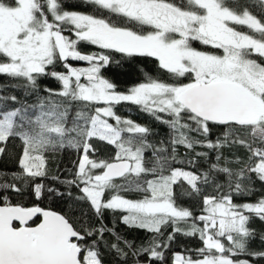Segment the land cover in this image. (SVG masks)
Segmentation results:
<instances>
[{
  "label": "snow or ice",
  "instance_id": "snow-or-ice-1",
  "mask_svg": "<svg viewBox=\"0 0 264 264\" xmlns=\"http://www.w3.org/2000/svg\"><path fill=\"white\" fill-rule=\"evenodd\" d=\"M138 58L154 60L153 71ZM107 72L141 79L121 89ZM0 76L18 82L0 83V155L10 139L21 142L19 170L0 172V264H109L106 254L116 264H168L178 234L203 246L196 258L172 253V264L264 261V231L252 226L264 223V196L234 202L264 185V0H0ZM125 102L164 125L167 140L153 142L152 127L117 114ZM94 139L115 155L93 158ZM233 146L247 157L224 159ZM179 147L193 157L178 161ZM198 147L215 153L207 168L199 162L209 151ZM61 150L79 157L71 178L51 177L63 190L46 184V153ZM65 197L87 202L92 216L41 206ZM106 212L150 236L125 238ZM257 238L261 249L251 247Z\"/></svg>",
  "mask_w": 264,
  "mask_h": 264
},
{
  "label": "trees",
  "instance_id": "trees-1",
  "mask_svg": "<svg viewBox=\"0 0 264 264\" xmlns=\"http://www.w3.org/2000/svg\"><path fill=\"white\" fill-rule=\"evenodd\" d=\"M69 4H78L79 0H68ZM67 6V5H66ZM75 10L79 11H88L86 8H76ZM254 14H256V9H251ZM81 47L85 51H97L98 49L95 46H85L81 45ZM117 59H119V56H117ZM73 65H77L78 62H73ZM138 64L143 65V67L148 71L152 72L155 68V61L152 59H145V58H138L137 60ZM106 75L116 80V82L119 84L121 89L126 88L129 83H135L140 81L141 76L139 74L133 75L131 78L126 76H115L112 72H107ZM0 83L3 84H11V83H18L17 81H10L9 78L0 76ZM41 84H47L49 87L56 89L60 87L58 82L54 80L44 79L41 81ZM4 94H14L18 97L23 98L24 92L22 88H11L8 87L5 89ZM29 102H32L34 100V97L29 96L27 97ZM116 112L122 117L130 118L133 121L140 123L142 125H149L152 127L156 132L159 133V135L152 137L151 139L153 142H157L160 139L167 140L168 138V129L157 122H155L150 116L144 114L143 112L139 111L138 107L135 105H131L130 103H122L120 105L116 106ZM75 118V106L73 107L72 111L69 115V122H71ZM222 132V129H215L214 130V136L218 135ZM193 136H195V133H192ZM92 143L94 144V147L97 149V152L94 154L93 158L95 159H108L115 155V146L109 145L106 142H101L98 140H93ZM196 151L203 152V151H209L205 148H197ZM223 154V158L226 160H234L236 157L246 158L248 153L243 147L240 146H233L231 148H224L221 150ZM21 152V142L19 139H10L7 142V145L5 147V153L0 155V172H7L11 173L13 171H18V164H17V158L19 157ZM48 158L47 168L49 173V179L46 181V184H50L54 187H60L61 190H63V186L57 183L56 181L52 180L51 177L54 176H60L61 179L64 178H71V173L75 171V162L77 161L78 154L73 150H61L57 152L52 153H46ZM91 155V154H90ZM194 153L192 152H186L185 148L179 147L177 149V160L183 161L185 159H191L193 157ZM146 159H150V157L146 154ZM215 162V153L209 151V158L207 160H201L199 163L203 164L205 168H207L210 163ZM223 161H221L222 163ZM175 166H182L180 164H177ZM233 168H238L239 165L233 163L230 165ZM223 179V177H221ZM121 181L118 179L117 183H120ZM255 191L250 196H243V197H234L235 203H243V202H254L261 196H264V185H262L260 182H256L255 185ZM27 191V189H26ZM73 196L79 195L78 189L72 188L71 189ZM178 191V189H177ZM209 192L211 193V189H209ZM123 195H126L128 198L136 199L139 198L140 194L138 193H122ZM107 195V194H106ZM13 200L16 199V197H12ZM25 203L32 204L34 203L33 199L30 196H25L22 198ZM178 204L183 205L184 207H191L192 201H190L187 198H181L177 201ZM47 205L48 207L53 208L56 211H71L75 216L79 217L81 214V211L88 213V217H85V219H88L92 216V211L87 202H77L73 203L71 198L65 197L63 200H52V201H44V203L41 206ZM193 211L196 214H200L201 208L199 205V202L197 201L196 208L193 209ZM120 213L117 212L115 214L111 212H106L104 215V223L108 225L109 228L113 226V223H115V227L117 232H119L122 236L129 240H135L137 244L145 241L150 234L136 229H129L125 225H123L120 222ZM94 220V218H93ZM94 222L98 223V221ZM184 227V225H181ZM255 227L258 231H264V223H261L260 221H255V223L252 225ZM172 229L169 228L167 231L170 232ZM106 240L108 243L113 242V238L106 234ZM202 242L198 238V236H183L178 234L176 237V241L173 244L172 248L169 249V251L166 253L168 257V264H172V253L174 252H180L184 255H190L193 258H196V249L202 247ZM252 248L255 249H261L262 244L259 238H257L255 241L251 244ZM106 260L109 262V264H116L114 261V257L111 254H106ZM261 264H264V261L261 262Z\"/></svg>",
  "mask_w": 264,
  "mask_h": 264
},
{
  "label": "rangeland",
  "instance_id": "rangeland-1",
  "mask_svg": "<svg viewBox=\"0 0 264 264\" xmlns=\"http://www.w3.org/2000/svg\"><path fill=\"white\" fill-rule=\"evenodd\" d=\"M75 66H86V64L84 62H78V64Z\"/></svg>",
  "mask_w": 264,
  "mask_h": 264
}]
</instances>
